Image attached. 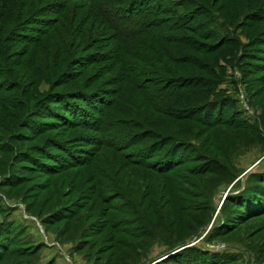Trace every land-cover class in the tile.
<instances>
[{"label": "rangeland", "instance_id": "rangeland-1", "mask_svg": "<svg viewBox=\"0 0 264 264\" xmlns=\"http://www.w3.org/2000/svg\"><path fill=\"white\" fill-rule=\"evenodd\" d=\"M5 1L0 0V50L4 46L11 63H17L11 66V73H0V81L18 83L0 93V126L6 124L10 129L7 133L0 127V223L7 224L0 234V242L7 243L0 264H264V215L247 218L246 214L243 218L242 213L235 212L243 210L242 206L232 202L248 186L250 173L264 172V45L242 47L255 35L264 36V20L252 21V27H236L238 45L231 42L214 51H187L194 64L189 66L191 76L205 75L201 71L205 68L211 80L218 78L220 95L241 113L238 123L220 121L219 129L213 131L197 119L176 122L168 117L160 119L152 112L147 123L137 118L139 129L116 108L110 113L121 121L116 128L119 132L110 130L115 140L101 137L104 141L99 144L98 133L92 140L93 134L87 129L64 127L57 121L52 127L40 126L35 135L22 129L28 132L25 140L12 135L5 141L7 134L17 133L16 125L23 126L29 114V108L22 111L20 104L33 106L44 94L98 89L100 100L114 108L121 101L127 103L126 96L132 92L128 83L119 86L120 78L110 61L92 64L95 61L88 59L108 55L115 38L85 0H68L63 13L61 9L53 13L41 9L54 0ZM150 1L172 7L178 0ZM204 2L210 5L211 0ZM213 4L214 11L229 15V20L232 16L235 27L244 14L262 6L264 0H214ZM193 7L188 4L189 9ZM33 14L43 31L35 44L24 43V36L32 33L18 22ZM43 18H54L55 23L47 29ZM196 20L203 34L215 32L216 26L204 15ZM11 29L13 36L8 33ZM217 38H200V42L208 45ZM137 47L142 48L141 44ZM76 57L83 58V67L74 64ZM73 69L79 72L70 81L66 73L70 75ZM242 71H246L244 81ZM56 78L58 81L51 84ZM74 102L96 114L90 102ZM92 102L95 105L97 99ZM46 106H56L74 119L56 101ZM221 114L227 116L222 110L220 119ZM84 117L78 116L80 120ZM158 119L162 124L156 123ZM144 130L163 135L174 132L185 144L180 150L186 162L167 176L133 165L125 155L128 149L120 146L129 141L127 134ZM146 142L141 140L133 148ZM61 145L69 151L58 149ZM70 147L85 157L84 163L49 175L47 162L55 164V170L70 166ZM21 153L38 158L40 167L19 160ZM44 153L58 154L62 159L51 161ZM208 164L212 171L206 170ZM226 164L221 172L219 168ZM10 174L20 181L7 185L4 180ZM102 186L105 192L100 193ZM196 225L198 229L193 227Z\"/></svg>", "mask_w": 264, "mask_h": 264}, {"label": "trees", "instance_id": "trees-1", "mask_svg": "<svg viewBox=\"0 0 264 264\" xmlns=\"http://www.w3.org/2000/svg\"><path fill=\"white\" fill-rule=\"evenodd\" d=\"M69 1L71 3L78 0ZM85 1L96 11L97 15L112 31V35L115 38L113 40L114 44L110 47V53L108 55L96 54L95 57L89 56L88 59L95 61L91 62L92 64L98 63L100 60H108L111 62V67L116 69L115 75H118L120 78L119 86L121 87L123 83H128L132 86L130 89L132 91L131 94L126 96L128 100L127 103L121 101L112 108L114 106L113 104L107 105L104 100H100L102 96L99 94L100 91H98V89L75 88L66 91L64 94H44V97L34 102L33 106H29L25 102L20 104V109L22 111L29 108V114L24 119L23 126L16 125L15 128L17 129V133L7 134L8 137L5 141L10 140V137H13L12 135L20 140H25L28 137V132L25 134V132H22V129H28L32 131V135H35L34 132L38 131L40 126L49 125L52 127L58 123L57 121L62 122L64 127L70 125L87 129L93 134L90 137L92 140L96 138L94 133H98L97 135H101L96 138L99 144L102 143L103 140L101 137H105L104 139L108 140H115L116 138L114 136L110 137V130L112 132H119L116 128L118 127L117 124L121 121L119 116L116 118L111 116L110 113L116 108L119 109V112L130 117L129 119L133 121V123L131 121L132 125L134 124L132 127L139 129H141V126L135 124L137 118L140 116L142 118L141 122L147 123L148 117L152 112L158 114L160 119H167L168 117L176 122L197 119L213 131H217L222 122H225V124H234L236 121L237 123L240 121L241 113L234 109V106L227 97L220 95L221 90L218 89V78L213 77L211 80L209 77L211 73L205 70V68L201 69L202 73L205 75L191 76L193 74L188 70L189 66L193 67L194 64L190 60L191 57L187 54V51H201L205 48L214 51L222 46L229 45L231 42L238 45L239 41L238 39L236 40L234 36L236 33L235 28H243L244 26L252 27L250 24L252 21L257 23L263 21L264 4L259 6L256 10H251V12L244 14L234 27L231 25L233 20L232 16L229 20V15L223 16L216 10H213L214 0H211L210 5H207L206 2H204L205 0H184L182 2L178 0L173 3L172 7H162L150 0ZM5 2L8 4L7 0ZM6 3L4 6L10 10ZM68 4V0L67 3L54 0L41 9L48 13H53L54 11L58 12V9H61L60 12L63 13ZM188 4L194 7L189 9ZM59 6L61 8H59ZM259 12H262V15H260ZM201 15H204L206 21L214 27L216 26L215 32L203 34L200 31L202 27L196 19ZM10 17L11 16H9V18ZM36 17L37 16L33 14L23 19L22 22H18L20 27H26L28 32L32 33L24 36L26 38L24 39V43L35 44L40 38V34L43 30L37 26L39 22ZM234 17L236 18L239 16L233 15V18ZM53 20L54 18H43L42 22L45 23L44 26L48 29L55 23ZM247 23H249V25ZM211 29L212 28L209 30ZM258 29L259 28H257V30ZM8 33H10L9 36H13V29ZM216 36L218 37L216 41L208 45L205 44V42H200V38L207 39ZM1 40L2 39H0V44ZM259 43L264 45V36L255 35L254 38H250L242 47L247 45L253 48V45H256V47L260 48V46H257ZM137 44H141L142 48H138ZM0 51V73H11V66L14 67L17 60H12L11 63L8 55L5 54L4 46ZM243 56L245 55L243 54ZM81 59L83 58L76 57L74 64L83 67L85 62L81 61ZM78 72L79 70L74 72L73 69L70 71V75L66 73V78L69 76L71 81L72 78L78 75ZM245 74L246 71H242L243 81ZM60 80L61 79H59V81ZM57 81L58 78L52 81L51 84ZM10 82L12 83V81L8 83L4 80L0 81V93L1 91H7V86H9L7 89H13L17 86L16 83L18 82H14L15 84H11ZM63 83V81L60 82V85ZM104 98H107V94H104ZM92 99H97L95 105L93 102L91 103ZM75 100L86 102V104L90 102V106L92 110L96 111V114L92 115L88 110H84V107L81 108L76 104L77 102H74ZM51 101H56L60 105H64L65 109H68L70 117L72 116L74 119L70 120L66 112H61L56 106L47 107V103ZM222 110L227 113V116L224 118L221 114L222 119H220L218 114ZM80 114L85 116L81 120L78 118ZM231 116H233V118ZM37 118L43 120H38ZM160 119L156 121L159 125L162 124V120ZM240 127L244 126L240 125ZM1 128L7 133L10 130L6 124H2ZM18 128L21 129L18 130ZM106 129H109L107 133ZM155 133L156 134H152V132L144 130V133L141 132L140 134H127L126 137H128L129 141L123 144V146H120V148L125 147L126 150L128 149L125 155L131 158L130 160L133 165H139L151 169L160 175L167 176L177 171L178 167L186 162L180 150L185 147V144L181 142V140H178V136H175L174 132L164 135L160 131ZM146 139L147 142L145 144L133 148L134 145L139 144V141H144ZM61 146L57 148L69 151L67 148ZM44 155L51 161L57 162L62 159L58 154L44 153ZM70 158H72L70 166L66 165L67 167H64L62 164L64 168H56V170L54 168L55 164L50 165L48 164L49 162H47L45 164L49 167L47 168V173L49 175H54L66 171L67 169L71 170L75 167H79L78 165H82L85 161V157L81 156L73 147H70ZM18 159L22 160V162L30 163V165L34 167H38V163L40 162L38 158H34L33 155L27 153L19 154ZM41 163L44 164V162ZM33 166H28V169H32ZM225 167H227V164L219 168L221 172H224L222 169H225ZM209 169L212 171L213 167L211 168L210 166L206 168V170ZM228 171H231V168ZM12 175L13 174H10L7 178L5 177L4 181L7 185H14L20 181L19 178ZM249 175L250 180L247 183L248 186H246V189L240 193V196L237 195L238 197H233L232 200V202H238V204L235 202L236 205L242 206L243 210L238 209L235 210V212L238 211L242 213L241 216H243V218L246 217V214L249 215L247 218L264 215V172H252ZM251 186L252 189H249ZM104 188L106 187H99L98 192H105ZM203 223L204 222L201 224ZM199 225L193 227L198 229ZM4 226H7V224L0 223V234L5 230ZM112 231H116V229H112ZM0 243H4L0 245L1 258L2 254L6 253L5 249L7 243L3 241ZM213 254L214 253L211 254L212 257Z\"/></svg>", "mask_w": 264, "mask_h": 264}]
</instances>
